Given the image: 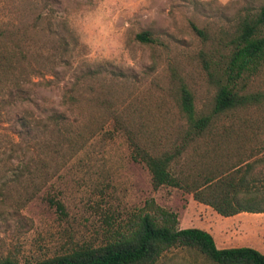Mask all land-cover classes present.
Returning a JSON list of instances; mask_svg holds the SVG:
<instances>
[{
  "label": "rangeland",
  "instance_id": "obj_1",
  "mask_svg": "<svg viewBox=\"0 0 264 264\" xmlns=\"http://www.w3.org/2000/svg\"><path fill=\"white\" fill-rule=\"evenodd\" d=\"M262 6L264 0H0V259L32 264L103 246L130 231L151 200L177 213L180 228L205 224L218 242L264 254V214L226 221L210 207L195 209L199 202L182 189L154 190L131 140L156 156L175 147L187 128L182 84L198 113L212 111L217 88L207 66L223 65L228 35ZM143 32L153 42L139 41ZM247 91H264V66ZM245 124L254 139L244 150L234 134L221 141L231 161L264 146V107L215 119L216 134L234 125L238 135ZM213 137L189 145L172 173L192 179L216 168ZM158 264L212 263L175 248Z\"/></svg>",
  "mask_w": 264,
  "mask_h": 264
},
{
  "label": "trees",
  "instance_id": "obj_2",
  "mask_svg": "<svg viewBox=\"0 0 264 264\" xmlns=\"http://www.w3.org/2000/svg\"><path fill=\"white\" fill-rule=\"evenodd\" d=\"M199 35L202 30L194 27ZM143 43L153 42L149 32L138 35ZM224 48L228 50L221 66L213 62V70L207 66L210 79L217 88L212 111L198 113L194 96L189 88L180 87V111L187 128L182 132L175 147L156 156L142 148L133 138V158L143 162L150 174L154 190L174 187L192 194L195 201L211 207L223 217L241 213L264 214V146L248 159L239 157L231 161L228 150L221 148V141L233 134L238 139V151L254 139L252 128L245 124L236 135L234 125L225 127L224 133L216 134L212 127L215 119L239 111L264 107V91H247L250 81L258 76L264 66V6L259 14L248 13L236 29L228 35ZM26 127L31 124L23 120ZM122 126V124H119ZM238 132V131H237ZM213 137L214 153L221 160L216 168L202 169L192 179L177 178L171 171L174 161L193 143ZM49 203L65 214V207L54 198ZM194 250L212 264H264V254L251 247L220 249L213 235L200 228H180L178 214L158 206L154 200L138 216L132 229L116 240L97 248H83L73 253L55 256L32 264H158L172 249ZM0 264H20L0 259Z\"/></svg>",
  "mask_w": 264,
  "mask_h": 264
},
{
  "label": "crops",
  "instance_id": "obj_3",
  "mask_svg": "<svg viewBox=\"0 0 264 264\" xmlns=\"http://www.w3.org/2000/svg\"><path fill=\"white\" fill-rule=\"evenodd\" d=\"M198 203V202H197ZM194 206V208L196 209H201V207H202V209L204 210V211H206L207 210V207H209V206H207V205H204V204H202V203H198V204H194L193 205ZM211 208V207H210ZM219 215V214H218ZM221 216V215H220ZM237 216V215H236ZM236 216H233V217H223L226 221H231V219H233L234 217H236ZM197 228H200V229H203V230H205V231H207V232H209V233H211L212 235H213V237L215 238V241H216V245H217V247L218 248H220V249H227V248H235V247H246V246H238L236 243H234L233 245H228L227 243V241H224V242H218V240H217V238L214 236L215 235V231H214V229L215 228H209V227H207L205 224H200V225H198V226H196ZM184 228H187V227H184ZM227 229V228H226ZM255 231V229H252V231Z\"/></svg>",
  "mask_w": 264,
  "mask_h": 264
}]
</instances>
